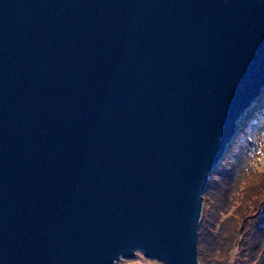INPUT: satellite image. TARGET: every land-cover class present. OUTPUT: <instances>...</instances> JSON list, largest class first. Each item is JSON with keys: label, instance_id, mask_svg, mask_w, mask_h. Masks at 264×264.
I'll list each match as a JSON object with an SVG mask.
<instances>
[{"label": "water", "instance_id": "water-1", "mask_svg": "<svg viewBox=\"0 0 264 264\" xmlns=\"http://www.w3.org/2000/svg\"><path fill=\"white\" fill-rule=\"evenodd\" d=\"M263 93L264 0H0V264H200Z\"/></svg>", "mask_w": 264, "mask_h": 264}, {"label": "trees", "instance_id": "trees-1", "mask_svg": "<svg viewBox=\"0 0 264 264\" xmlns=\"http://www.w3.org/2000/svg\"><path fill=\"white\" fill-rule=\"evenodd\" d=\"M258 100L257 103H259ZM254 104V106L257 105ZM260 105V104H258ZM253 111H249L248 118L250 116L255 115L251 113ZM252 114V115H251ZM256 118V116H254ZM237 148L232 152L229 151L226 162L228 165L225 166V161L221 166H218L213 170L210 174L209 183L204 192V200L208 201L206 198L209 197L208 205L212 206V209L203 210V218L208 227L210 224H213V229L215 230L217 224H222L228 226L230 233L229 236H239L242 231L239 226H231L229 224L231 214L228 213V210H231L233 207L236 208L239 206V211L242 214H237L241 216H237L238 219L244 220L247 217L250 219V228L252 232L249 231L250 244L248 246L247 233L242 238L241 250L236 253L235 258L230 262L228 260L222 259L221 264H264V198L259 200L257 204L252 200V195L254 193L253 184L250 180H247V174L249 172L246 171L245 165L242 166V163L245 159L246 153L243 158H240L237 153ZM240 155L242 153L240 152ZM231 157L233 161H231ZM222 168V169H221ZM224 173L221 181L219 179V175ZM252 180V179H251ZM245 183V184H244ZM244 187H248L245 189ZM248 199V200H246ZM239 201V203H237ZM246 218L243 219V217ZM199 228V236H198V259L200 264H207L206 257L202 253L200 240H204V236L200 233ZM246 223V220H245ZM205 224H203L204 226ZM247 226V223H246ZM209 232L213 233L211 228L209 227ZM206 237L208 235L206 234ZM216 237V236H215ZM209 238V237H208ZM209 241V240H208ZM220 244L223 243L220 240ZM244 243V245H242Z\"/></svg>", "mask_w": 264, "mask_h": 264}, {"label": "rangeland", "instance_id": "rangeland-1", "mask_svg": "<svg viewBox=\"0 0 264 264\" xmlns=\"http://www.w3.org/2000/svg\"><path fill=\"white\" fill-rule=\"evenodd\" d=\"M258 100H260L259 103H257ZM258 100L254 103V104L257 103V105L254 106L253 104V106L249 110V111H253L255 115L250 116V118H248L249 116L247 115L249 114L248 111L243 116V119L241 121L242 128L239 132V135L237 136L235 142L230 146L227 154L225 155V158L219 164V166H221L225 161V166L228 165V163L226 162V157L229 151L232 152L237 148L236 151L239 154L240 158H243L244 154L247 152L245 159L242 163V166L245 165L246 171L249 172L247 174V180H250L254 188V193L251 194L252 195L251 199L254 200L256 204L260 199L262 200L264 198V93L260 95V98ZM253 112L251 113L253 114ZM254 116H256V118H254ZM240 152L242 153V155H240ZM231 161H233L232 157H231ZM223 175L224 173L219 175L220 181L221 178H223ZM244 188L248 189V187H244ZM206 199L209 201V197H207ZM208 201L206 202V200H204V195H203L204 212L205 209L207 208L210 210L212 209V206L208 205ZM237 203H239V201H237ZM234 209L235 207H233L231 210H228V213L231 214L229 224L231 226L237 225L241 228V230H245L242 231V233L239 236H234V235L229 236L230 233V230L228 228L229 225L225 226L222 224H217L215 230L213 229V224H210L209 227L213 232L211 233L209 232L208 224H206L207 222L205 223L204 221L200 220V225L202 221L200 233H202V236H204L202 237L204 238V240L202 239V242L200 240V246L202 253L206 257L207 264H221L222 259L231 262L235 258L236 253L241 250L240 247L242 243V238L245 236L246 233L248 235V239H247L248 246L250 244L251 238H249V231L252 232V229L250 228V224H249L250 219L249 217L246 218V216L243 217V219L246 218L244 220L238 219L237 216H241V215H237V214H242V213H240L239 211L240 210L239 206L236 208L235 211ZM201 219L205 220V218H203V215L201 216ZM203 224L205 225L203 226ZM206 234L208 235L209 238L206 237ZM198 236H199V229H198ZM219 239L222 240L223 243L220 244ZM242 245H244V243ZM120 263L121 264H163L157 260L146 258L141 253H138L137 256L133 259H121Z\"/></svg>", "mask_w": 264, "mask_h": 264}]
</instances>
